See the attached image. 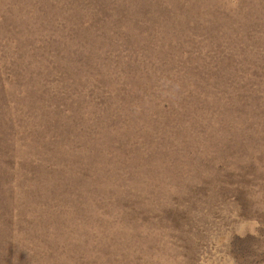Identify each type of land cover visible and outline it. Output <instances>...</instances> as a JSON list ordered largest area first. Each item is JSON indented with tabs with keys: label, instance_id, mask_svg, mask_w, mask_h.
<instances>
[{
	"label": "rangeland",
	"instance_id": "obj_1",
	"mask_svg": "<svg viewBox=\"0 0 264 264\" xmlns=\"http://www.w3.org/2000/svg\"><path fill=\"white\" fill-rule=\"evenodd\" d=\"M0 264H264V0H0Z\"/></svg>",
	"mask_w": 264,
	"mask_h": 264
}]
</instances>
